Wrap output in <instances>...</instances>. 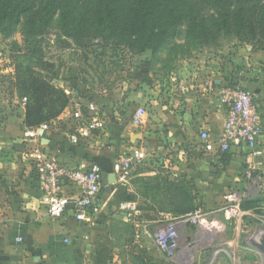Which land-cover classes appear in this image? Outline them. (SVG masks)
Segmentation results:
<instances>
[{
  "label": "crops",
  "instance_id": "obj_1",
  "mask_svg": "<svg viewBox=\"0 0 264 264\" xmlns=\"http://www.w3.org/2000/svg\"><path fill=\"white\" fill-rule=\"evenodd\" d=\"M233 45L230 69L221 59L225 49L219 46V55L211 62L192 68L175 85H163L158 96L161 108L136 125L131 117L135 109L149 100L153 103L147 86L139 84L137 94L128 99L138 105L130 119L113 112L110 130L102 136L93 133L90 143L66 142L57 130L50 132L44 126L27 128L24 118L21 125L0 118V264H138L131 253L140 254L147 264H181L159 247L152 232L193 212L174 216L160 209L153 198L156 193L157 199L167 197L163 185H192L201 208L246 197L247 184H260L264 193V50L236 41ZM226 73H233L241 87L251 90L260 106L263 131L258 146L263 155L254 166L243 145L233 144L225 153L209 152L200 139L203 131L213 142L219 139L228 107L207 82L212 78L220 83ZM64 115L52 125L60 124ZM136 145L143 147L145 158L135 166L130 183L123 184L114 173V161L122 150ZM40 154L72 166L97 163L106 172L105 188L89 220L76 218L73 202L78 191L68 185L67 214L51 217L37 176ZM127 203L131 207L123 208Z\"/></svg>",
  "mask_w": 264,
  "mask_h": 264
},
{
  "label": "rangeland",
  "instance_id": "obj_2",
  "mask_svg": "<svg viewBox=\"0 0 264 264\" xmlns=\"http://www.w3.org/2000/svg\"><path fill=\"white\" fill-rule=\"evenodd\" d=\"M233 42L222 39L219 43L225 49V57L221 55V59L228 69L232 67L235 55L230 54ZM176 44H182V40L178 39L157 54L150 50L136 53L123 46L115 48L100 40L83 47L62 35L56 23L44 35L28 41L19 30L9 37L0 35V118L17 120L21 125L26 99L19 96L15 85L16 64L26 52L36 50V56L54 63L50 73L53 82L65 88L70 96V104L63 111L65 115L59 120L60 124L52 125L53 121L42 126L50 132L57 130L66 142L86 139L90 143L91 137L79 135L80 128L97 118L103 122V127L93 133L102 136L110 130L113 112L125 114L130 119L138 105L128 99L137 94L139 84L147 86L148 97L153 100V103L149 100L141 106H145L147 114L157 112L162 106L158 96L163 85H175L180 77L184 80L192 68L203 66L219 55V46L200 50L189 46L173 47ZM170 93L169 89L164 98L169 99ZM168 101L166 104L170 106ZM72 134H77V139H73ZM246 187V197L195 210L194 215L201 210L207 213L204 223L199 218L176 220L178 248L173 259L181 264H257L260 259L257 251L244 241L258 223L264 225V201L249 209H242L241 205L246 198H263L264 193L260 184H247ZM167 224L155 227L152 232L155 241L156 233Z\"/></svg>",
  "mask_w": 264,
  "mask_h": 264
},
{
  "label": "trees",
  "instance_id": "obj_3",
  "mask_svg": "<svg viewBox=\"0 0 264 264\" xmlns=\"http://www.w3.org/2000/svg\"><path fill=\"white\" fill-rule=\"evenodd\" d=\"M55 23L62 35L83 47L100 40L115 48L157 54L178 39L182 44L173 47L199 49L232 39L264 50V0H0V35L4 37L19 30L28 41L44 35ZM35 51L18 60L15 77L19 96L26 99L24 125L30 129L55 121L70 104L69 93L55 85L50 75L54 63ZM224 78L237 85L233 73ZM193 190L184 182L166 183L162 191L167 197L157 199L156 193L153 200L160 209L181 216L201 208ZM260 201L264 197L246 198L241 208ZM131 255L138 264H147L140 254Z\"/></svg>",
  "mask_w": 264,
  "mask_h": 264
},
{
  "label": "built area",
  "instance_id": "obj_4",
  "mask_svg": "<svg viewBox=\"0 0 264 264\" xmlns=\"http://www.w3.org/2000/svg\"><path fill=\"white\" fill-rule=\"evenodd\" d=\"M209 79L207 84L210 89L217 93L220 101L227 105V117L223 125L217 142L210 139L207 131L201 132L200 139L204 148L209 152L228 151L233 144L243 145L248 151V157L252 166L255 160L263 155V150L259 148V137L263 131L260 106L255 102L253 92L241 87L238 80L237 85L230 84L225 78L220 81ZM147 115V110L143 106H138L132 114V121L136 125L143 123ZM103 127V122L94 119L89 125L81 127L79 135L82 138H89L93 135V130ZM73 139H77V134H72ZM142 146H132L122 150L115 158L114 173L119 182L129 184L133 170L137 164L144 160L145 154ZM38 158L37 176L40 181L43 198L48 203L49 213L52 218H60L67 214L69 196L66 194V186L77 189L78 193L73 202V210L78 220H89L91 210H97L96 200L102 189V169L99 164L72 166L60 162L48 155H36ZM123 208H130L127 204ZM202 210L188 215L187 218H199L201 223L206 222ZM191 219V220H192ZM165 228L156 233V242L159 247L169 256H175L178 248V232L176 222H169ZM22 241V237L17 239Z\"/></svg>",
  "mask_w": 264,
  "mask_h": 264
},
{
  "label": "water",
  "instance_id": "obj_5",
  "mask_svg": "<svg viewBox=\"0 0 264 264\" xmlns=\"http://www.w3.org/2000/svg\"><path fill=\"white\" fill-rule=\"evenodd\" d=\"M106 172H102V183L105 188L104 175ZM247 245L257 251L259 255V262L257 264H264V225L258 223L255 227L252 235L244 241Z\"/></svg>",
  "mask_w": 264,
  "mask_h": 264
}]
</instances>
